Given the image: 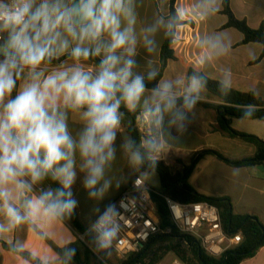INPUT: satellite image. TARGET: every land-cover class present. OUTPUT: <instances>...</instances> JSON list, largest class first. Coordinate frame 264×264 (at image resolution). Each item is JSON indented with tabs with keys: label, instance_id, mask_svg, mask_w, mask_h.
<instances>
[{
	"label": "clouds",
	"instance_id": "1",
	"mask_svg": "<svg viewBox=\"0 0 264 264\" xmlns=\"http://www.w3.org/2000/svg\"><path fill=\"white\" fill-rule=\"evenodd\" d=\"M136 21L134 0H0V214L7 221L0 232L71 213L77 204L71 191L77 156L89 195L107 188L105 168L115 158L119 109L124 104L134 110L146 90L145 78L133 71L134 57L138 43L150 50L156 26L138 36ZM65 54L73 63L49 71L46 66ZM95 57V71L87 70L82 62ZM18 80L24 83L16 91ZM198 87L194 79L190 90ZM152 91L158 103L148 111L157 124L165 112L173 123L184 119L174 110L170 83ZM184 102L191 107L195 98L185 96ZM69 111L82 113L77 137L69 132ZM49 176L60 187L26 196ZM16 199H22L20 207Z\"/></svg>",
	"mask_w": 264,
	"mask_h": 264
},
{
	"label": "crops",
	"instance_id": "2",
	"mask_svg": "<svg viewBox=\"0 0 264 264\" xmlns=\"http://www.w3.org/2000/svg\"><path fill=\"white\" fill-rule=\"evenodd\" d=\"M200 1L206 4V0ZM169 3L170 0H134L137 35H142L146 28L156 26V31L150 34L154 41L150 50L146 49L142 42L138 43L134 57L136 66L133 71L144 78L149 73L156 75L162 69V47L171 28L168 18ZM230 3L235 15L240 19H246L252 28L264 26V0H230ZM198 4V0H177L181 18L194 21L195 26L182 25L177 28L172 46L176 59L168 60L158 83L161 87L165 83L172 85V93L176 98L174 110H179L184 115L183 120L173 123L170 112L163 114L161 142L163 161L172 168L173 173L184 174L186 171L187 183L200 194L229 198L235 214L254 216L264 223V169L261 168L264 165L235 166L213 154L199 156L206 150H214L235 161L253 159L257 152L256 146L240 137L231 136L221 128L217 111L205 107L202 103L213 105L225 103L204 88L198 79L189 76V70L193 69L211 79L223 82L230 88L255 92L257 96L264 98V58L254 63L260 57L263 45L241 44L244 38L241 32L235 28H221L228 21L225 15L226 19H223L222 25L212 31L206 41L199 29L200 21L194 14ZM221 9L222 6L218 13ZM161 19L163 25L157 23ZM72 63V59L67 57L59 64L51 63L46 67L51 71ZM82 63L87 70L95 71L94 62L88 60ZM194 79L199 87L192 92L190 85ZM23 83V80L18 81L16 91ZM185 96L195 98V103L191 107L185 105ZM144 102L147 103L146 106H142ZM157 103L158 98L152 89L146 88L140 104L134 110L121 104L119 111L122 127L117 129L115 158L105 168L108 186L102 194L89 195L90 190L84 186L85 174L80 171V160L77 156V177L71 191L73 199L77 201L79 222L87 230L84 235L93 223L113 206L135 177L141 176L149 184L146 179L157 174L154 170L145 169L140 155L131 150L132 139L127 130V119L121 110L124 107L141 113ZM67 123L70 134L77 137L84 125L82 113L69 111ZM231 127L264 140L263 120L232 118ZM49 189L54 188L45 178L33 185V190L26 193V196L39 195ZM14 203L20 207L22 199H16ZM0 224L7 228L3 214H0ZM83 234L73 225L67 213L22 223L12 230L0 232V264H78L73 260L75 255L71 253L77 252L76 257L81 261L85 260V247L90 248L105 264L124 262L114 252L116 258L121 261L113 260L111 263L102 259L97 251L85 242L83 247H80L78 242L83 241ZM87 237L99 246L94 233L87 234ZM241 264H264V246Z\"/></svg>",
	"mask_w": 264,
	"mask_h": 264
},
{
	"label": "trees",
	"instance_id": "3",
	"mask_svg": "<svg viewBox=\"0 0 264 264\" xmlns=\"http://www.w3.org/2000/svg\"><path fill=\"white\" fill-rule=\"evenodd\" d=\"M219 13L225 15L228 19L227 23L221 27L222 29L235 28L244 35L241 44L260 43L263 45L262 53L254 63L264 58V26L252 28L246 19L238 18L232 10L230 0H222V9ZM168 18L171 22V28L162 47V69L152 79H149L148 76L145 77L147 89L153 90L158 87L159 80L163 75L168 60L176 59L172 46L176 38L177 28L182 25L195 26L194 21L183 20L181 18L177 9V0H170ZM67 57L69 56L66 55L59 57V59H54L52 64H59ZM89 61L97 65L99 57L91 58ZM189 76L198 79L204 88L225 103L224 105L202 103L205 107H210L217 111L221 128L233 137H240L253 143L257 148L256 156L253 159L240 161L225 158L214 150H206L200 153L199 156L213 154L228 164L235 166L264 165V140L255 135L239 132L231 127L232 118L259 119L264 121V98L257 96L255 92H243L230 88L223 82L211 79L204 73L193 69L189 70ZM15 94L16 91L13 92V96ZM121 110L127 119V130L132 139L131 150L140 155L145 169L154 170L160 177V187L153 188L152 198L162 229L165 231L171 230L169 233L163 232L153 236L142 251L131 256L122 264H159L170 252L175 253L184 264H241L245 259L253 257L264 246V223L254 216L235 214L232 201L229 198H216L200 194L187 183L186 171L184 174L173 173L172 168L163 160L151 159L152 147L143 149L140 146V136L136 127V119L140 112L130 111L124 107ZM46 179L54 189L60 187L50 176ZM163 195H168L178 202L195 203L208 201L219 207L225 229L227 231L231 229L233 232H241L244 237L243 242L234 249L227 251L219 259L211 257L203 249L199 240L181 232L173 224ZM67 216L82 234L87 231L79 222L77 206H75L71 213H67ZM71 254L75 255L73 260L78 264H105L88 247H85V260L81 261L80 258L76 257L78 255L77 252Z\"/></svg>",
	"mask_w": 264,
	"mask_h": 264
},
{
	"label": "built area",
	"instance_id": "4",
	"mask_svg": "<svg viewBox=\"0 0 264 264\" xmlns=\"http://www.w3.org/2000/svg\"><path fill=\"white\" fill-rule=\"evenodd\" d=\"M119 127H122L121 121ZM136 127L141 148L152 147L150 158L163 160L162 123L157 124L155 117L146 110L137 116ZM152 193L153 187L147 184L143 177H135L110 208L111 211L106 210L85 236L94 233L104 251H112L124 261L139 253L153 236L171 231L162 229ZM163 199L173 224L181 232L199 240L211 257L219 259L243 242L241 232L231 233L225 229L221 210L210 202L183 203L168 195H163ZM106 212H109L108 219L101 228L98 226L100 218ZM102 231L108 232L109 235L102 237Z\"/></svg>",
	"mask_w": 264,
	"mask_h": 264
},
{
	"label": "rangeland",
	"instance_id": "5",
	"mask_svg": "<svg viewBox=\"0 0 264 264\" xmlns=\"http://www.w3.org/2000/svg\"><path fill=\"white\" fill-rule=\"evenodd\" d=\"M199 4L194 9V14L198 18L199 22V29L202 35L205 36V40L211 36V32L214 31L216 28H219L222 25L223 19H226V17L218 13V9L221 8V0H206V4L202 3V1L198 0ZM201 18V19H200ZM177 32V30H176ZM219 37V36H218ZM205 41V45H207ZM142 104V103H141ZM147 103L144 102L142 106H146ZM146 181L152 185L154 188L160 187V177L158 174H154L152 177H148ZM83 241H79L78 245L80 247H83V243L85 242L88 246H91L97 251V254L101 256L102 259L113 262V260H118L116 258L115 254L111 251H104L102 248H100L98 245H96L92 240H90L89 237L85 236L83 234L82 236ZM84 243V244H85ZM159 264H184L175 253L170 252L168 253Z\"/></svg>",
	"mask_w": 264,
	"mask_h": 264
},
{
	"label": "water",
	"instance_id": "6",
	"mask_svg": "<svg viewBox=\"0 0 264 264\" xmlns=\"http://www.w3.org/2000/svg\"><path fill=\"white\" fill-rule=\"evenodd\" d=\"M262 169H264V166H261ZM229 232H233L231 229L229 230ZM137 264H141V263H137Z\"/></svg>",
	"mask_w": 264,
	"mask_h": 264
}]
</instances>
